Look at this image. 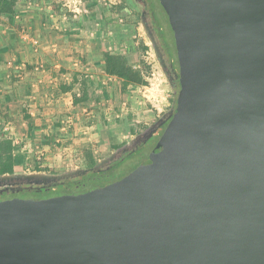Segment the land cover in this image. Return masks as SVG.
I'll use <instances>...</instances> for the list:
<instances>
[{
    "label": "water",
    "instance_id": "water-1",
    "mask_svg": "<svg viewBox=\"0 0 264 264\" xmlns=\"http://www.w3.org/2000/svg\"><path fill=\"white\" fill-rule=\"evenodd\" d=\"M179 90L170 120L128 175L82 193L0 202V264H264V0H157ZM140 28L171 86L146 14ZM92 168L0 175L56 186Z\"/></svg>",
    "mask_w": 264,
    "mask_h": 264
},
{
    "label": "crops",
    "instance_id": "crops-1",
    "mask_svg": "<svg viewBox=\"0 0 264 264\" xmlns=\"http://www.w3.org/2000/svg\"><path fill=\"white\" fill-rule=\"evenodd\" d=\"M91 4L73 16L52 0H17L11 14H0V141L12 143L13 173L52 167L60 154L97 162L160 114L141 97L146 86L122 93L121 81L105 73L104 52L139 70L133 17ZM56 137L68 142L61 151L51 145Z\"/></svg>",
    "mask_w": 264,
    "mask_h": 264
},
{
    "label": "rangeland",
    "instance_id": "rangeland-1",
    "mask_svg": "<svg viewBox=\"0 0 264 264\" xmlns=\"http://www.w3.org/2000/svg\"><path fill=\"white\" fill-rule=\"evenodd\" d=\"M52 2L56 3L57 5L63 4L66 2V0H52ZM83 4L87 5L92 3L95 8L92 9H97L101 12L106 11L107 9L111 12L114 13L116 11V6L117 10L118 8L120 9L119 11H124L123 16L127 17L129 20V17H133L134 20V31L136 35V39L139 41V59L135 62L139 63L138 69L141 71L143 76L145 77L147 81V89L148 91H145L144 95H148L151 100H153L154 104L159 108L160 114L158 117L155 118L153 122H151L149 125H141L137 130L135 131V134H132V138L138 134H141L147 130V128L155 123L165 112L169 110L173 102L175 101L176 94L172 92V90L169 88L167 80L165 76L163 75L162 71L160 70L159 66L157 65L153 54H152V49L150 45L148 44L147 39L145 38L139 24V12L140 9L133 4H131L134 8L133 13L134 14H129L127 12V5H122V3H118L116 0H83ZM91 4V5H92ZM124 4V2H123ZM61 6V5H60ZM64 8V7H61ZM152 9L149 10H154L156 11V14L162 18L161 22V28H162V34L160 33H154L155 39L164 55L165 58L167 59H174L175 62H177L176 58V53H175V47H174V40H173V35L171 33L170 27L168 25L167 17L165 13L163 12V9L161 8L159 2L153 0ZM151 16V15H150ZM160 18V19H161ZM148 23L150 26L154 25V28H157L156 22L150 17L147 19ZM147 47V49H144V47ZM141 97L143 95V92L140 93ZM146 100V99H145ZM157 134L154 135L152 139L149 140V142L146 144V146L139 148L136 152L125 156L128 162L126 163H119L118 168L115 171H112L110 173V176L103 180L101 183H88L84 186H80L75 190H70V191H64L63 189L60 188V186H51L48 188L46 191H34L28 189L27 186L23 185V191L20 193L16 194V198H21V199H32V200H41V199H46V198H51V197H57L61 195H67V194H82L97 188H100L103 185L111 184L126 175H128L131 171H133L144 159L145 157L149 154V152L152 150L154 145L157 142ZM128 140V139H127ZM68 142H65L63 139H59L56 137V139L52 142L51 145L55 148V150H62L65 148L66 144ZM126 142H124L125 144ZM116 151L113 150L112 148L109 151H106L103 155L105 157H108L111 152ZM82 154H75L71 153L69 156H65L64 154H60V157H57L54 161V164L51 165L52 167H45L41 168L42 170H45L44 173L47 174H57V173H62L65 170L71 169L72 166H78L80 169H85V162H81L78 158H82ZM104 157V158H105ZM82 160V159H81ZM62 166H67V168L62 167ZM116 164L113 165L115 167ZM32 169V168H31ZM29 169L30 171H33ZM34 169V168H33ZM23 169H18L17 171H22ZM25 170V169H24ZM28 173V172H27ZM89 175H84L81 176V182H83L85 179H87Z\"/></svg>",
    "mask_w": 264,
    "mask_h": 264
},
{
    "label": "trees",
    "instance_id": "trees-1",
    "mask_svg": "<svg viewBox=\"0 0 264 264\" xmlns=\"http://www.w3.org/2000/svg\"><path fill=\"white\" fill-rule=\"evenodd\" d=\"M17 0H0V14H11L14 11ZM144 49H147L145 46ZM105 63V73L109 76L117 77L121 81V92L124 93L130 86H147V81L140 70L133 69L124 56L112 54L109 52H104L103 54ZM85 99V97H83ZM124 145L114 144L111 148L117 150ZM14 150L12 143L8 139H2L0 141V175L1 174H12L13 173V157L12 151ZM96 161L87 158L85 163V169L92 168ZM116 166L104 167L100 171L88 173L89 177L81 182V176L76 178H70L64 180L62 183L58 184L64 191L75 190L80 186H84L86 182L88 183H101L103 180L110 176L112 171L117 170L118 164ZM34 171L45 172L39 167H35ZM87 180V181H86ZM86 181V182H85ZM108 185V184H107ZM106 186V185H103ZM101 186V187H103ZM34 191H46L48 187H34L31 188ZM30 189V190H31Z\"/></svg>",
    "mask_w": 264,
    "mask_h": 264
},
{
    "label": "flooded vegetation",
    "instance_id": "flooded-vegetation-1",
    "mask_svg": "<svg viewBox=\"0 0 264 264\" xmlns=\"http://www.w3.org/2000/svg\"><path fill=\"white\" fill-rule=\"evenodd\" d=\"M119 1H121V2L123 1L124 3L128 2L129 4L131 3L134 6L138 7L140 9L139 18H140L141 12L144 11L146 14V18L148 19L150 17V19L151 20L153 19L156 22L155 24H157V28H154V25L151 26L153 29V33L162 34V32H163L162 28H161V22L163 21L162 18L160 16H158V14H156V11L149 10V9H152L151 5H152L153 0H119ZM155 1H157V0H155ZM165 61H166V65H167L168 76L171 79V86H169V85L168 86L172 90V92L174 94H176V93H178V90H179L178 64H177V62L174 61V59L170 60V59L165 58ZM170 108H169V110H170ZM168 111L165 112L167 114L165 115V117L162 118V121L160 122V124H158L155 131L149 137H147V138L140 137V138L134 140V142L132 144L131 151L126 152L125 154H122L118 160L112 162L109 166H107V168L110 166H113L117 161H120L121 164L128 162V160L126 159L125 156L130 155V154L136 152L139 148L146 146V144L149 142V140L152 139L154 137V135H156V134H157L156 139L158 140V138L162 134L164 128L166 127L168 121L170 120V114L168 113ZM21 191H23L22 186L1 187L0 188V202L16 198L17 196H15V195L20 193ZM19 199H21V198H19Z\"/></svg>",
    "mask_w": 264,
    "mask_h": 264
},
{
    "label": "built area",
    "instance_id": "built-area-1",
    "mask_svg": "<svg viewBox=\"0 0 264 264\" xmlns=\"http://www.w3.org/2000/svg\"><path fill=\"white\" fill-rule=\"evenodd\" d=\"M83 0H66V2H64L62 4V6L73 16H77L80 14H84L87 15L88 14V9L85 7V4H83L82 2ZM10 66H14V69H20L21 64L18 65H13L12 63H9ZM149 89H147V87L143 88L142 92H143V98L147 99L148 95H144L145 91H148Z\"/></svg>",
    "mask_w": 264,
    "mask_h": 264
}]
</instances>
